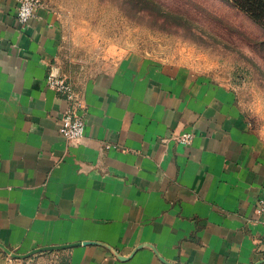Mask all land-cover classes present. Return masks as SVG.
I'll return each mask as SVG.
<instances>
[{"label":"crops","instance_id":"obj_1","mask_svg":"<svg viewBox=\"0 0 264 264\" xmlns=\"http://www.w3.org/2000/svg\"><path fill=\"white\" fill-rule=\"evenodd\" d=\"M16 13L0 0V264H264V148L235 94L122 60L76 87L73 142L58 18Z\"/></svg>","mask_w":264,"mask_h":264},{"label":"rangeland","instance_id":"obj_2","mask_svg":"<svg viewBox=\"0 0 264 264\" xmlns=\"http://www.w3.org/2000/svg\"><path fill=\"white\" fill-rule=\"evenodd\" d=\"M42 2L61 26V75L77 88L122 60L185 69L231 90L264 148L262 0Z\"/></svg>","mask_w":264,"mask_h":264},{"label":"built area","instance_id":"obj_3","mask_svg":"<svg viewBox=\"0 0 264 264\" xmlns=\"http://www.w3.org/2000/svg\"><path fill=\"white\" fill-rule=\"evenodd\" d=\"M42 0H16L17 18L23 25L29 24L36 15L37 10L43 8ZM48 85L55 89L67 101L60 123V132L68 140L73 142L81 141L85 136V106L80 91L67 81L61 74L50 73L48 75ZM177 140L189 143L193 138L192 133H184L176 137ZM257 208L264 210V187L257 199Z\"/></svg>","mask_w":264,"mask_h":264},{"label":"trees","instance_id":"obj_4","mask_svg":"<svg viewBox=\"0 0 264 264\" xmlns=\"http://www.w3.org/2000/svg\"><path fill=\"white\" fill-rule=\"evenodd\" d=\"M263 2H264V0H262ZM247 6H246V10H252V9H256V8H254L252 5V3L250 4H246Z\"/></svg>","mask_w":264,"mask_h":264}]
</instances>
